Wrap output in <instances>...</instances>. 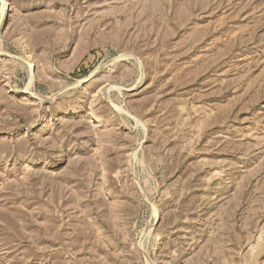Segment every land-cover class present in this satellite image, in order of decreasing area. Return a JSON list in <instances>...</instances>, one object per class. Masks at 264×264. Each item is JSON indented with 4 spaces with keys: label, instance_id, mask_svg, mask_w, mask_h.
Listing matches in <instances>:
<instances>
[{
    "label": "rangeland",
    "instance_id": "obj_1",
    "mask_svg": "<svg viewBox=\"0 0 264 264\" xmlns=\"http://www.w3.org/2000/svg\"><path fill=\"white\" fill-rule=\"evenodd\" d=\"M0 0V264H264V0Z\"/></svg>",
    "mask_w": 264,
    "mask_h": 264
},
{
    "label": "bare ground",
    "instance_id": "obj_2",
    "mask_svg": "<svg viewBox=\"0 0 264 264\" xmlns=\"http://www.w3.org/2000/svg\"><path fill=\"white\" fill-rule=\"evenodd\" d=\"M2 3H3V4H6V6H8V4H7V1H6V0H4Z\"/></svg>",
    "mask_w": 264,
    "mask_h": 264
}]
</instances>
